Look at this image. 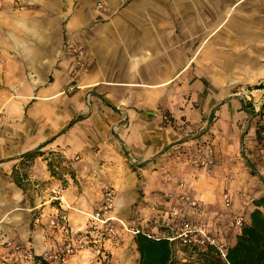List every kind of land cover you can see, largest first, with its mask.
I'll return each instance as SVG.
<instances>
[{
    "label": "crops",
    "instance_id": "1",
    "mask_svg": "<svg viewBox=\"0 0 264 264\" xmlns=\"http://www.w3.org/2000/svg\"><path fill=\"white\" fill-rule=\"evenodd\" d=\"M10 1L16 3L6 0L0 41V183L11 179L13 169L21 177L25 173L21 166L28 162L31 187L41 186L40 192L50 200L40 199L32 206L22 203L26 208L22 215L30 221L31 212L39 209L43 222L58 208L53 204L56 192L67 198V207L85 206L89 187L83 169L97 164L117 191L119 235L104 240L110 262L136 264V258L131 262L121 253L125 231L131 225L138 228L137 220L131 219L134 213L149 208L155 215L158 204L165 203L161 193L174 192L170 203L184 190L206 206L220 201L218 184L205 185L198 176L202 169L188 158L203 152L195 148L201 140L193 139V131L202 129L205 116L216 107L213 127L232 132L246 109L240 98L219 104L218 95L228 93L232 82L213 59L211 43L195 45L201 20L187 9L186 0H17L19 8H10ZM196 21L199 27L191 31ZM71 44L88 52L91 66L83 75L74 71ZM220 80L227 85L221 86ZM206 142L215 159L236 154V142L230 137ZM134 161L144 164L142 196L129 165ZM49 162L54 171L49 170ZM53 163L69 165V172L59 178ZM213 165L215 170L218 165ZM177 174L189 184L181 188ZM12 185L19 190L16 180ZM99 196L98 191L95 198ZM181 206L183 216L199 215L188 205ZM259 208L264 212V207ZM65 211L71 230L81 231L86 216L76 219L71 210ZM36 227L42 242V226ZM239 231L226 232L229 246ZM59 236L55 233L54 238ZM67 264H100V260L94 249L86 248Z\"/></svg>",
    "mask_w": 264,
    "mask_h": 264
},
{
    "label": "rangeland",
    "instance_id": "2",
    "mask_svg": "<svg viewBox=\"0 0 264 264\" xmlns=\"http://www.w3.org/2000/svg\"><path fill=\"white\" fill-rule=\"evenodd\" d=\"M9 3L10 8H19L21 5L17 0L16 3L12 1ZM186 6L187 9L194 10L196 18L201 20L200 37L195 45L200 42L202 45L210 42L212 46L208 48H210L213 59L219 63L218 67L225 69L229 80L232 82L227 87L228 93L218 95L219 104L233 97L237 100L240 98L246 109L244 119L238 122L239 127H233L232 132H230L225 127H213L214 118L216 117V107L214 106L215 108L210 115L205 116L206 122L202 129L193 131L196 132L193 139L201 140L195 144V148L196 150L202 148V154H190L188 156L193 166L202 169V173L198 176L205 185L218 184L220 201L217 203L212 202L208 206L200 201L199 204L201 205L194 209L199 215L190 214L188 217V214H185L184 218L197 227L205 228L217 242L224 244L226 249L229 246V240H227L229 233L226 232H233V229H235V227L230 226L233 216L238 215L245 219V215L251 211L254 200L264 195V0H186ZM6 9V0H0V41L2 38L3 16L7 14ZM198 11L200 14H198ZM198 27L199 23L196 21L195 24H192L191 31L194 28L198 29ZM189 31L190 29H187V32ZM196 33L198 34V30ZM187 44L191 45L190 43ZM216 76L217 78L220 76V71H217ZM259 84L263 87L252 89L253 86ZM2 85L0 78V88ZM220 85L225 87L227 83L220 80ZM218 92L220 93L221 90ZM0 97H2L1 90ZM211 128H213V131ZM202 135L205 136V139H201ZM225 136L236 142V154H221V158L215 159V163L218 165L215 170H213L214 165L208 169L197 165L196 161L204 155L207 146L206 141L212 140L214 137L224 138ZM239 140H241L240 143ZM57 160L61 163V159ZM28 165L29 163L25 162L21 166L25 170V173L22 171L21 177L14 172L18 169H13V172L10 173L11 179L5 178L6 182L0 183V263L41 264L42 262L36 257L41 253V250L42 252L47 251L52 244H60L67 239L63 236H59L60 239L54 238L55 233H61L57 228H53L49 222L55 213H50L43 222H40L42 217L39 216V209L31 212L34 215H31L30 221L22 215V212H24L22 209H26L22 208V203L28 201L32 206L39 203L40 199V202L50 200L49 196L40 192L39 188L41 186L31 187L32 184L29 180V174L31 173L27 172ZM49 165L54 171L52 163L49 162ZM54 165L58 166L59 178L62 177V174L69 172V165L64 164L61 167L58 163ZM129 165L137 175L138 192L142 196L143 176L140 169L144 164L134 161L129 162ZM83 172L89 187L84 207H67L68 201L65 196L62 199L60 197L62 194L58 192L52 194L55 196L53 204L57 207L60 202L59 198H61L63 208H66L63 210L64 213L65 210H71L76 219L80 218L81 215L86 216V225L81 230L82 232L89 229V214L96 210L100 204L101 196H99V199L95 198L98 191L101 193L104 186H110L114 189L115 196L117 194L112 179L101 172L97 164L88 169L84 168ZM176 177H178L176 182L189 184V181L182 174H177ZM15 180L20 187L19 190L14 189L15 187L12 185V181ZM223 189L228 190L233 197L230 208L223 206L221 199ZM173 193H171L172 195L161 193V199L165 200V203L158 204L155 215L151 214L149 208H144L131 216V219L137 220L138 223L136 224L139 230L156 238L176 234V225L179 223V219L176 218L172 222L169 215L171 206L176 204V201L170 203V199L175 198ZM184 195L189 197L185 190ZM184 204L188 205L186 202ZM181 208L184 211L185 207L181 206ZM80 211L85 212V214ZM39 225L43 229L44 240L42 242L37 239L36 231L39 228L36 226ZM131 226L128 227L130 231H125L127 234L122 239L123 248L121 253H126L127 260L132 262L133 259H138V253L136 246L133 247L131 229L134 227ZM118 228L119 225L115 222L117 237L119 235ZM46 230H48V233H46ZM50 236L53 241L48 243L47 237ZM133 236L135 237V234ZM104 237H107L106 232ZM170 242L175 263H179L181 258L190 255L192 257L196 256L193 247L182 245L179 240ZM36 243L39 248L33 247ZM42 243H44L43 248L45 249H42ZM88 248L94 249L93 244L90 243ZM99 260L100 264H111L109 253L108 260L104 261L100 257Z\"/></svg>",
    "mask_w": 264,
    "mask_h": 264
},
{
    "label": "built area",
    "instance_id": "3",
    "mask_svg": "<svg viewBox=\"0 0 264 264\" xmlns=\"http://www.w3.org/2000/svg\"><path fill=\"white\" fill-rule=\"evenodd\" d=\"M70 55L74 62V71L77 74L86 73L91 66V61L87 50L80 44H71L68 46ZM197 165H200L204 169L210 168L215 163L213 148L207 144L204 155L199 157L196 161ZM181 188L184 187V183L179 184ZM176 204L170 208L169 215L171 221L179 219V223L176 225L177 232L175 235L166 237L169 241L179 240L180 244L188 245L197 249H204L207 246H212L220 254L222 258L225 257L224 244L217 242V240L209 234V232L203 227H197L192 224L191 221L184 218L181 211V204L186 202L190 208L195 209L199 204V200L195 198H189L180 193L177 196ZM221 199L223 206L230 208L232 206L233 197L226 189L222 191ZM58 203V208L55 211V215L50 218V225L53 228H57L62 236L67 238L60 244H55L47 251L41 252L42 260L47 264H67L68 260L74 256L77 252L88 248L92 243L97 255L104 261L108 260V252L104 245V240L116 239L117 231L115 229V222L117 218L115 214V191L110 186H104L101 192V201L96 210H93L89 214V229L78 232H73L68 224L67 216L64 213L62 207L61 198ZM245 223V219L242 216L235 215L232 218L230 226L235 229H240ZM106 232L107 237H104ZM132 234H137L140 231L138 228L131 229ZM149 236L148 234H146ZM0 264H8L7 262H1Z\"/></svg>",
    "mask_w": 264,
    "mask_h": 264
},
{
    "label": "trees",
    "instance_id": "4",
    "mask_svg": "<svg viewBox=\"0 0 264 264\" xmlns=\"http://www.w3.org/2000/svg\"><path fill=\"white\" fill-rule=\"evenodd\" d=\"M262 87L259 84L252 89ZM48 167L52 170L49 164ZM253 205L254 208L248 214V222L240 228L234 244L225 249L224 258L212 246L204 249L193 247L195 257L190 255V259L175 263L171 242L166 237L156 238L139 232L134 237L138 253L136 264H264V213L259 208L264 207V195L254 200ZM36 257L41 264H47L41 255Z\"/></svg>",
    "mask_w": 264,
    "mask_h": 264
}]
</instances>
